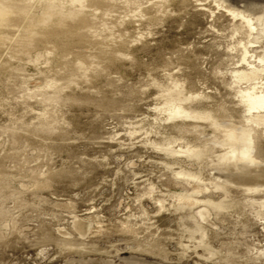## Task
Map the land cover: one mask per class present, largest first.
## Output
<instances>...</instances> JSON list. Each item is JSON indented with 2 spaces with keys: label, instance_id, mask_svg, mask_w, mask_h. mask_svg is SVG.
Returning <instances> with one entry per match:
<instances>
[{
  "label": "rangeland",
  "instance_id": "1",
  "mask_svg": "<svg viewBox=\"0 0 264 264\" xmlns=\"http://www.w3.org/2000/svg\"><path fill=\"white\" fill-rule=\"evenodd\" d=\"M51 3L74 14L41 24ZM0 7V264H264V175L218 143L252 126L264 164L234 75L264 60V0Z\"/></svg>",
  "mask_w": 264,
  "mask_h": 264
},
{
  "label": "bare ground",
  "instance_id": "2",
  "mask_svg": "<svg viewBox=\"0 0 264 264\" xmlns=\"http://www.w3.org/2000/svg\"><path fill=\"white\" fill-rule=\"evenodd\" d=\"M6 11L7 10L5 9V7H0V18L3 15H5ZM54 12L60 13L62 14V16H72L74 14L72 12H64L63 8L58 7L51 3L46 10L45 15L47 17H45L44 15V17L41 19V24L46 23L47 20L50 18V15ZM257 21L260 22L261 24H264V15L257 17ZM245 22L250 30L254 29L253 23L251 22L250 18H246ZM243 48L245 47L243 46ZM247 53H248L247 50H245L242 60L246 61L245 55ZM257 61L260 62L259 66L249 64L250 65L249 68L245 70L240 69L239 71H235L234 75L237 81L239 82L243 81L251 84V86H248V88L240 91L241 101L244 103V106L246 107L245 111L248 114V120L246 121H248L249 123L252 122L254 126L256 125V127L260 125L264 127V81H262L260 77L261 73H263L264 71V60L260 57ZM204 116L202 115L201 117ZM169 117L174 118V117H196V116L191 115L190 113L185 111L179 103L175 102L172 103L170 106ZM206 117H208V115ZM222 133L223 135L219 136L218 143L221 146H228L227 148L229 149L220 156L221 160H224L227 163L235 162L236 164H240L241 168H245V169L252 168L253 172L259 170L260 172L264 173V164L261 161H259L253 154L254 142H255L254 127L252 126L243 127V126H236L233 124L225 125L222 129ZM166 150L172 153L184 152L189 156H194V157H197L200 154V152L197 149L191 147H187L186 150L184 151H182L181 149L177 151L170 147L167 148ZM260 172L259 174L256 173L255 174L257 176L259 175L263 176L264 174L262 173L260 174ZM179 174H183V173L180 172ZM189 176H193V175H189Z\"/></svg>",
  "mask_w": 264,
  "mask_h": 264
}]
</instances>
